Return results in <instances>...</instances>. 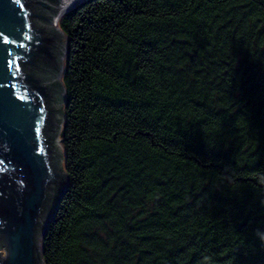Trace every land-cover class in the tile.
I'll use <instances>...</instances> for the list:
<instances>
[{
	"label": "trees",
	"instance_id": "16d2710c",
	"mask_svg": "<svg viewBox=\"0 0 264 264\" xmlns=\"http://www.w3.org/2000/svg\"><path fill=\"white\" fill-rule=\"evenodd\" d=\"M59 22L43 264H264V0H84Z\"/></svg>",
	"mask_w": 264,
	"mask_h": 264
},
{
	"label": "water",
	"instance_id": "95a60500",
	"mask_svg": "<svg viewBox=\"0 0 264 264\" xmlns=\"http://www.w3.org/2000/svg\"><path fill=\"white\" fill-rule=\"evenodd\" d=\"M84 0H0V264H43L66 186L61 15ZM49 134V136H47Z\"/></svg>",
	"mask_w": 264,
	"mask_h": 264
},
{
	"label": "rangeland",
	"instance_id": "374dc122",
	"mask_svg": "<svg viewBox=\"0 0 264 264\" xmlns=\"http://www.w3.org/2000/svg\"><path fill=\"white\" fill-rule=\"evenodd\" d=\"M5 254H6L5 245L2 244V246L0 248V255H5Z\"/></svg>",
	"mask_w": 264,
	"mask_h": 264
}]
</instances>
